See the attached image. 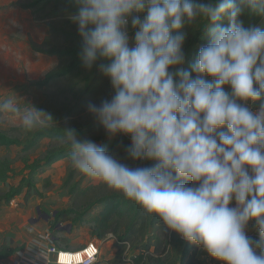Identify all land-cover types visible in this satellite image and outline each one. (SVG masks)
<instances>
[{
	"label": "clouds",
	"instance_id": "clouds-1",
	"mask_svg": "<svg viewBox=\"0 0 264 264\" xmlns=\"http://www.w3.org/2000/svg\"><path fill=\"white\" fill-rule=\"evenodd\" d=\"M74 2L83 66H97L112 89L86 110L108 138H129L127 158L139 164L68 128L71 166L221 264H264V26L239 19L245 6L264 19V0ZM198 21L207 43L186 70L183 29ZM0 116L25 131L53 121L17 96L0 101Z\"/></svg>",
	"mask_w": 264,
	"mask_h": 264
},
{
	"label": "rangeland",
	"instance_id": "rangeland-1",
	"mask_svg": "<svg viewBox=\"0 0 264 264\" xmlns=\"http://www.w3.org/2000/svg\"><path fill=\"white\" fill-rule=\"evenodd\" d=\"M11 1L0 0V101L14 96L23 99L26 103L51 115L53 121L49 123V126H76L84 131L90 128V136L85 139L92 141L97 139L94 142L100 145L108 137L100 126L91 129L92 123L96 121L88 114L86 105L89 101L94 102L95 98L100 97L106 89L111 90V86L97 66L86 69L81 62L69 75L53 80L48 86H35V83L43 80L46 75L60 71L80 58L81 37L78 34L77 25L70 19L74 14L56 0L39 3L30 10L11 7ZM34 2L35 0H22L20 4L28 5ZM203 2L216 4L219 0H203ZM203 23V21L194 22L183 29L186 33L183 45L185 61L202 47L201 45L191 47L190 44L196 39L194 32L207 30L202 27ZM180 67L184 69V64ZM88 88L91 89L89 96L82 100ZM18 102L23 104L22 100ZM0 130L7 131L11 136L22 140L29 132L36 129L25 131L18 121L0 116ZM61 146L64 144L60 141L43 139L28 154V159L32 162L43 157L46 152L59 149ZM22 157L24 154L21 153V148L15 147L9 150L0 148V159L9 158L15 172L23 168L20 162ZM73 169L70 159L63 164L58 161L49 167L42 168L35 177L36 186L43 193L42 199L34 197L24 202V194H21L8 205L1 207L0 246L15 249L13 253L15 254L26 249L31 250L32 247L45 250L46 246H49L48 242L54 239V248L58 249L65 241L60 238L62 229L70 232L72 227L77 229L81 226H90L94 231L96 225L90 221V217L109 213L107 225L100 230L101 239L95 241L93 236L92 240L87 237L86 241H94L93 243L98 246L97 242H99L100 251L101 249L112 251L115 255L112 260L128 261L137 256L136 249L143 244L133 243L125 246L122 243L120 246L117 242L118 237L124 233L127 223L123 215L113 214L112 209H105L104 212L103 205L95 204L82 218H78V215L94 201L112 194L120 196L122 194L88 178L78 170L70 183L71 186L74 182H78V188L72 194H67L68 188L61 189V185L67 172ZM19 179L20 177H16L9 180L6 185L0 184V197L9 187L16 186ZM62 208L73 210L76 214L61 217L55 222L53 214L60 212ZM70 223L73 226L67 229ZM257 231L253 222H249L246 228L247 234L251 235ZM158 233V228L151 229L147 239L149 236L153 238L158 236ZM200 252L201 249L198 250V253ZM198 260L202 264H210L208 257L199 254Z\"/></svg>",
	"mask_w": 264,
	"mask_h": 264
},
{
	"label": "trees",
	"instance_id": "trees-1",
	"mask_svg": "<svg viewBox=\"0 0 264 264\" xmlns=\"http://www.w3.org/2000/svg\"><path fill=\"white\" fill-rule=\"evenodd\" d=\"M48 1L50 0H35L33 4H20L19 8L23 10H30L39 3ZM56 1H58L60 5L64 6L67 10L71 11L72 14H75L78 9V5L74 2V0ZM239 19L243 22L245 27L255 26L258 24L264 26V19L252 14L246 6ZM222 24L227 26V16L224 17ZM193 34L196 39L190 44L191 47H195L196 45L204 46L207 43V30L204 32L196 31ZM197 54L198 51L195 53V55H190L189 59H187L184 63V69H191V65L195 62ZM62 55H67V53H62ZM81 62L82 60L80 57L77 59V61L68 64L62 70L46 75L43 80L36 82L35 86H48V84L53 80L69 75ZM226 90L228 89L226 88ZM90 91L91 89L89 88L85 90L82 100H85L89 96ZM111 95L112 89H106L101 93L100 97L95 98L94 102L99 103L101 100L110 99ZM61 119L62 118L60 117V120ZM95 126H100V124L93 122L91 129H93ZM68 128L74 129L75 135L78 139H85L86 137L90 136L91 133L90 128H87V130L84 131L76 126H47L45 128H37L35 131L29 132L24 139L20 140L14 136H11L7 131L0 130V148L2 147L5 150H9L11 148L17 147L21 148V153L24 154V157L20 159V162L23 164V168L19 172H15V170L12 168V161L9 158L0 159L1 185H6L9 180L20 177L18 184L16 186L9 187L8 190L0 197V209L2 206L8 205L15 197H18L21 194H24V202H27L29 199L34 197L39 199L43 198V193L36 186L35 177L42 168L49 167L63 159H70V144H68L69 141L67 139L66 133V129ZM43 139H49L53 142L60 141L64 144V146H61L59 149L48 151L43 157L30 162L28 159V154H30ZM95 140L97 139H94L93 141ZM129 143V138L118 135L114 138L103 140L100 145L105 147L109 154L113 155L122 163H125L130 167H135L138 166L139 162L133 163L127 158L126 155L125 149ZM76 172V169L68 171L64 181L62 182L61 189L66 190L68 188V194H72L74 190L78 188V182H74L73 185L70 186V183H72ZM95 204L103 205L104 212L105 209H112L113 214L117 216L123 215V217L127 219V223L124 227V233H122V235H120L117 240L120 246H122V243L130 245L133 243L143 244L137 247L136 250L138 251V254L131 260H111L107 264H202L198 260V254L208 257L210 264H221V262L210 257L201 247L190 244L183 240L176 233L166 230L158 218L147 214L139 205L126 199L123 195L120 196L112 194L94 201L84 212L78 215V218H82V216H84L86 212H88L89 209ZM122 209L124 210L121 211ZM118 211L120 212L118 213ZM70 214L76 213L70 209L62 210L56 213L54 220L57 222L59 218L68 216ZM109 216V213H103L99 219L93 221L96 225V228L92 232V235L96 239H101L102 233L100 230L105 228V225H107L106 222L108 221L107 219ZM154 228L159 229L158 236H155L154 238L149 236L147 239L150 230H154ZM249 236L253 237L254 239H258L259 233L257 231L256 233H252ZM53 243L55 244V240ZM199 249H201L200 253H198ZM15 251V249H10L4 245H1L0 260L10 257Z\"/></svg>",
	"mask_w": 264,
	"mask_h": 264
},
{
	"label": "crops",
	"instance_id": "crops-1",
	"mask_svg": "<svg viewBox=\"0 0 264 264\" xmlns=\"http://www.w3.org/2000/svg\"><path fill=\"white\" fill-rule=\"evenodd\" d=\"M22 0H12L10 3V6H14L19 8V4L21 3ZM24 1V0H23ZM141 17L144 15L143 13L140 14ZM249 107L253 110V111H258L259 107H260V102H256L254 104H250ZM68 159H63L60 160V164H63L65 162H67ZM68 194V193H67ZM65 210V209H60V211ZM103 215V213L98 214L96 216H92L90 217L91 220L90 221H95L97 219H99L101 216ZM71 226H73L70 223ZM90 225V224H89ZM92 225V224H91ZM92 227L90 226H81L79 228H73L70 230V232L68 231H60V238L64 239L65 241L63 242V244H60V248L56 249L58 251H78L80 250L82 247H84L87 243L91 242H87L86 238L88 237L89 239H91L93 237L92 235ZM37 239V237H36ZM95 241H98L95 237H94ZM54 239H51L49 243V246H46L45 250H37L35 247H32L31 250H24V251H20L18 253H15L13 255H11L8 258H4L2 260H0V264H49L52 262V255L50 253H48V249L54 247V243H53ZM92 240V239H91ZM94 242V241H92ZM99 244V249L100 247V243L97 242ZM51 258V259H50ZM115 258V255L112 253V251L108 250V251H100V255L98 257V260L96 262V264H107L109 261H111L112 259ZM49 262V263H47ZM53 263V262H52ZM54 264V263H53Z\"/></svg>",
	"mask_w": 264,
	"mask_h": 264
},
{
	"label": "built area",
	"instance_id": "built-area-1",
	"mask_svg": "<svg viewBox=\"0 0 264 264\" xmlns=\"http://www.w3.org/2000/svg\"><path fill=\"white\" fill-rule=\"evenodd\" d=\"M129 43H134L133 37L135 30L131 28V23L128 26ZM125 246L127 244H124ZM48 253L53 256L54 264H96L100 255V249L97 244L87 243L78 251H58L54 247L48 249ZM49 263V262H47Z\"/></svg>",
	"mask_w": 264,
	"mask_h": 264
},
{
	"label": "water",
	"instance_id": "water-1",
	"mask_svg": "<svg viewBox=\"0 0 264 264\" xmlns=\"http://www.w3.org/2000/svg\"><path fill=\"white\" fill-rule=\"evenodd\" d=\"M55 215H56V212L53 214V218L55 217ZM71 227V225H68L66 228L68 229V228H70ZM63 230V229H62ZM68 232H69V230H68Z\"/></svg>",
	"mask_w": 264,
	"mask_h": 264
},
{
	"label": "flooded vegetation",
	"instance_id": "flooded-vegetation-1",
	"mask_svg": "<svg viewBox=\"0 0 264 264\" xmlns=\"http://www.w3.org/2000/svg\"><path fill=\"white\" fill-rule=\"evenodd\" d=\"M39 216H41V214H39Z\"/></svg>",
	"mask_w": 264,
	"mask_h": 264
}]
</instances>
